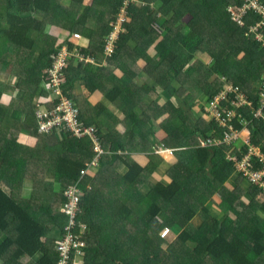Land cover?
<instances>
[{
	"label": "trees",
	"instance_id": "16d2710c",
	"mask_svg": "<svg viewBox=\"0 0 264 264\" xmlns=\"http://www.w3.org/2000/svg\"><path fill=\"white\" fill-rule=\"evenodd\" d=\"M240 4L0 0V264H59L56 241L70 224L64 192L78 182L84 195L76 231L88 243L82 264H264V202L255 201L260 189L232 161L249 146L241 133L236 142H211L231 125L248 130L249 144L264 153V110L256 116L264 47L246 35L260 17L247 12L239 26L228 8ZM121 20L125 31L110 54L108 39ZM66 48L71 55L58 93L52 87L55 56ZM228 85L237 91L223 106L235 116L221 126L208 121L202 107ZM78 89L102 93L109 105L90 113L87 94L76 96ZM63 99L97 130L105 150L97 173L82 175L97 157L90 136L40 130L38 114L58 115ZM106 107L121 123L108 122ZM155 123L161 132L156 146L175 149L167 183L150 178L162 161L146 140ZM135 153L148 155V163L137 162ZM117 179L132 193L106 198ZM163 228L171 233L160 237Z\"/></svg>",
	"mask_w": 264,
	"mask_h": 264
},
{
	"label": "built area",
	"instance_id": "2783aa9c",
	"mask_svg": "<svg viewBox=\"0 0 264 264\" xmlns=\"http://www.w3.org/2000/svg\"><path fill=\"white\" fill-rule=\"evenodd\" d=\"M231 20L241 24L243 23V15L247 12L254 13L260 17L259 20L254 22V25L250 27L247 36H251L254 40L264 47V0H241V4L237 9H229ZM122 21L118 25L122 26ZM243 25V24H242ZM240 26V25H239ZM116 29V27H115ZM115 33L108 39V53H112L113 44L116 40ZM77 41L81 40L79 35L75 36ZM75 41V40H74ZM80 44V42H79ZM77 50L74 51V54ZM70 50L68 48L64 49L60 56L56 58L53 72L54 80L52 82V87L60 93V74L67 64V59L70 57ZM80 61H83V59ZM237 89L228 85L225 91L219 93L217 96L213 97L206 105L202 107L204 114L207 116L208 121H213L219 123L221 126L229 123L231 119L234 118L235 113L229 106H223L226 101L227 94H236ZM239 101L243 102L242 97H238ZM260 109L258 110L256 116H260L262 110H264V76L261 79V93H260ZM234 105V103H232ZM79 112L75 109L74 104L68 100L63 99L61 107L59 108V114L52 116V114H45L40 112L38 114L40 121L41 132H50L54 129L65 130L66 133L73 135L78 138H84L90 136L94 141V150L97 153L96 159L91 163H88L87 168L82 171L83 177L90 173V169L98 168L100 165L101 156L105 153L100 137L97 135V130L92 126H86L82 123L78 116ZM262 122L264 123V117L262 116ZM66 126V127H64ZM229 131V132H227ZM223 133L221 139H212L213 144H219L221 142L232 143L236 142L241 138L240 132L234 130L231 125H228V130ZM243 131V130H242ZM246 135L241 138L244 143L249 147L247 150L236 156L232 157V161L239 173L245 178L249 183L260 189V193L264 196V153H262L259 148L251 146L248 142V130L244 129ZM210 142V141H209ZM175 149L172 148H158L154 151L155 154L165 153L169 158H173V152ZM175 159V157H174ZM79 183L69 186L64 195L68 199L65 202L63 212L70 216V224L66 228V232L56 241V249L59 256V264H70L71 260L75 264H82V257L86 254L88 248V243L84 237V233H78L76 231V217L80 208V203L84 192L79 187ZM83 231H86L88 227L82 225ZM167 228L160 230V237H164L168 233ZM75 255V256H74ZM74 256V257H73Z\"/></svg>",
	"mask_w": 264,
	"mask_h": 264
},
{
	"label": "rangeland",
	"instance_id": "374dc122",
	"mask_svg": "<svg viewBox=\"0 0 264 264\" xmlns=\"http://www.w3.org/2000/svg\"><path fill=\"white\" fill-rule=\"evenodd\" d=\"M138 2V1H137ZM92 3V1H87V4L89 5V4H91ZM234 22V21H233ZM238 24V23H237ZM242 22H241V24H239L240 26H242ZM125 30L124 29H122V26H120V25H117L116 26V29H115V31H114V33H115V35H116V37H117V35H118V33H120V32H124ZM73 42L76 44V45H79V41H74L73 40ZM62 53V51L60 50L59 51V53L58 54H56V56H55V58H58L59 56H60V54ZM13 69H10V71H12ZM10 81H12V80H10ZM9 82V81H8ZM8 95H12L11 93H7ZM76 94H77V96H85L86 94H87V92H84V90H78L77 92H76ZM86 97H87V99H88V101L91 103V106L92 107H90V113H93L94 115H98V113H100L101 112V109L99 108V104H103V105H106V106H108L109 105V103L106 101V99H105V97L103 96V94L102 93H98V94H96V95H94V96H92L91 94H87L86 95ZM106 110L107 111H105V113H104V116H106L107 118H108V122L112 125V126H114V123L112 122V120L113 121H115V119H116V121H117V117L118 118H120L121 119V117H119V116H117L114 112V110H110V108L108 109L107 107H106ZM115 116V117H114ZM115 118V119H114ZM117 123L119 124V123H121L120 121H117ZM116 127V126H115ZM120 134H124V131H125V129L122 127V126H119L118 128H115ZM159 131H158V125L155 123L154 124V131H153V133L149 136V137H147L146 138V140L149 142V143H151V144H153V146L154 147H157L156 146V144L159 142V140L161 139V136L159 135V133H158ZM242 135H246V133H245V131L243 130V131H241L240 132ZM26 139H27V136H22V138H21V140L23 141V142H25V143H28L27 141H26ZM27 140H29V139H27ZM157 148H159V147H157ZM119 153V152H118ZM159 156H160V158H161V163L159 162L157 165H159V167H157V170H156V173L155 174H153V175H151L150 176V178H152L154 181H156V182H161V183H167V181H168V176L166 175V169L167 168H169L170 167V165L171 164H174L175 162H176V160L174 159V156H173V158H169L168 157V155L167 154H165V153H160L159 154ZM134 157V156H133ZM141 157V159H140V161L143 163L142 165H145V164H147L148 163V155H147V157L146 156H140ZM119 167V168H118ZM116 168H118L117 170H118V174H120V169H121V166H117ZM99 170L97 169V168H92V169H90V172H98ZM38 173L39 174H45V172H44V170L42 169H38ZM121 175V174H120ZM47 177H51V176H47ZM51 178H53V177H51ZM45 182H49L48 180H45ZM115 182H119V185H118V187H115L114 188V190H107L106 191V193H105V197L107 196V195H109V194H112V195H114L115 197L116 196H118L119 194H121L122 193V191H127V192H129V193H132V191H133V189L132 188H130L129 190H126L125 189V187H126V184L125 183H123V182H121L120 181V179H117V180H115ZM226 186H227V188H231L232 189V187L229 185V184H226ZM28 189L29 190H32L33 189V183H32V181H29V185H28ZM57 190H60V187L58 186V189ZM146 190H147V187H146ZM106 198H108V197H106ZM109 199H111V198H109ZM242 199V198H241ZM212 200L214 201V204H218L219 203V201H218V198H216L215 196H213L212 197ZM242 201H243V204L244 205H249V201L250 200H248V199H245V198H243L242 199ZM255 201L257 202V204H263V202H264V196L260 193V192H258L257 194H256V197H255ZM237 208H238V210L240 211V212H242L243 211V209L244 208H242L241 206H237ZM256 212H258V211H256L255 210V214H256ZM258 216L259 217H263V213L262 212H258ZM110 220V219H109ZM110 223H111V221H110ZM169 233H171V232H169ZM168 233V234H169ZM177 234V233H176ZM176 234H172V238H174L175 236H176ZM190 247H193L194 245L193 244H188Z\"/></svg>",
	"mask_w": 264,
	"mask_h": 264
},
{
	"label": "crops",
	"instance_id": "0c3cea01",
	"mask_svg": "<svg viewBox=\"0 0 264 264\" xmlns=\"http://www.w3.org/2000/svg\"><path fill=\"white\" fill-rule=\"evenodd\" d=\"M115 75L116 76H118V77H121V76H123V74L121 73V72H117V71H115ZM79 90V89H78ZM76 96H77V94H76ZM110 108V110H114L112 107H109ZM108 108V109H109ZM107 111V110H106ZM154 131V130H153ZM158 131H159V128H158ZM159 133V135L161 136V132L159 131L158 132ZM132 156H134V159L137 161V162H139L140 164H143L141 161H140V159H141V157L140 156H145V154L144 153H142V154H137V153H135V154H133ZM91 174H94V172H90ZM89 173V174H90ZM155 174V173H154ZM168 179V181H169V178H167ZM167 181V182H168ZM60 238V237H59Z\"/></svg>",
	"mask_w": 264,
	"mask_h": 264
},
{
	"label": "clouds",
	"instance_id": "9594fccd",
	"mask_svg": "<svg viewBox=\"0 0 264 264\" xmlns=\"http://www.w3.org/2000/svg\"><path fill=\"white\" fill-rule=\"evenodd\" d=\"M229 9H231V10H233V7L232 6H230L229 8H228V11H229V13H230V10ZM63 235V234H62Z\"/></svg>",
	"mask_w": 264,
	"mask_h": 264
}]
</instances>
